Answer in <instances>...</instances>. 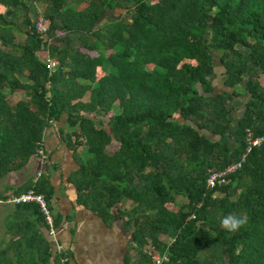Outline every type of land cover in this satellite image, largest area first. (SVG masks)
<instances>
[{"label": "trees", "instance_id": "16d2710c", "mask_svg": "<svg viewBox=\"0 0 264 264\" xmlns=\"http://www.w3.org/2000/svg\"><path fill=\"white\" fill-rule=\"evenodd\" d=\"M37 13L49 19L44 33L34 29ZM258 73L264 0H0V177L43 151L45 129L62 117L59 138L72 154L85 152L68 177L77 203L108 219L111 206L129 201L117 215L137 246L166 254L161 264H264V140L205 186L210 169L244 151L246 130L264 131ZM237 88L248 95L230 126ZM46 183L31 186L48 201ZM11 205L0 264H25L27 253L49 264L55 258L37 232L39 246L25 251V211L44 224L37 205ZM230 213L248 223L228 232L220 220Z\"/></svg>", "mask_w": 264, "mask_h": 264}, {"label": "crops", "instance_id": "0c3cea01", "mask_svg": "<svg viewBox=\"0 0 264 264\" xmlns=\"http://www.w3.org/2000/svg\"><path fill=\"white\" fill-rule=\"evenodd\" d=\"M33 5L36 11L41 8L39 4L33 3ZM71 38L75 40L74 35ZM221 70V66L216 61L213 62L210 79L213 87L217 88L215 91L223 89V86H220L221 89L217 86L221 85L220 81L219 84L215 81L220 79ZM256 79L259 84H263L264 74L258 73ZM244 80L245 78L239 83L240 87ZM237 90L238 95L232 97V109L228 113L230 126L235 124L248 95L241 88ZM62 120L63 118L60 117L51 129L49 127L43 133L42 149L45 154L43 162L40 157L30 156L20 168L10 170L0 177V193L16 192L18 189L21 191L31 186L36 171H39V175L35 181L41 177H46L48 180L44 187L46 186L48 190V185L51 189L48 205L53 217L57 219V224L54 226L53 234L47 235L44 224L39 223L34 214L25 211V251L32 250L31 247L35 244L39 246V236L35 238L37 232L47 240L51 258H55L53 261L49 260V264H146L147 260L142 255L156 251L148 243L137 246L131 240L129 229L123 225L116 213V207L127 208L130 205L129 201L123 200L111 206L109 209L111 216L108 219H102L88 207L76 202V189L68 177L69 172L77 167L79 157L72 154L59 138L57 127L62 125ZM204 133L210 138L218 137L206 131ZM223 139L232 144L230 138ZM76 151L81 152L82 147H77ZM176 199L180 201L184 200V197L177 195ZM15 215L13 205H0V248L10 238L5 227L7 221L16 217ZM30 238L32 242L29 243ZM160 238L162 241L170 239L164 234H161ZM62 256H66V259L61 262ZM25 264H38L37 257L32 256V253L25 254Z\"/></svg>", "mask_w": 264, "mask_h": 264}, {"label": "built area", "instance_id": "2783aa9c", "mask_svg": "<svg viewBox=\"0 0 264 264\" xmlns=\"http://www.w3.org/2000/svg\"><path fill=\"white\" fill-rule=\"evenodd\" d=\"M49 24V19L43 16L41 13H37L33 18V26L35 31L39 33H44L47 26ZM55 60L48 59L47 64L49 66L53 65ZM264 140V131L260 134L253 135L249 130H246L245 133V147L244 151L236 156V158L219 168L210 169L205 177V186L207 188L211 187L215 181L221 180L224 175L232 172L236 168H238L241 162L244 159V153L248 151V149L253 145H258ZM33 156H37L40 158H44L45 154L41 149L37 150V153ZM39 175V171H36L32 177V181L34 182ZM21 202H34L37 205L38 210L42 215L43 222L45 224L47 235H51L54 232L53 215L50 211L48 201L45 199L42 193L35 191L32 186L25 188L24 190L14 192H6L0 195V205L6 204H15ZM192 216V214H191ZM152 255V260L147 264H161L163 260L166 258V254L164 252L157 254L153 251L150 252ZM66 259V256L60 257V261Z\"/></svg>", "mask_w": 264, "mask_h": 264}, {"label": "clouds", "instance_id": "9594fccd", "mask_svg": "<svg viewBox=\"0 0 264 264\" xmlns=\"http://www.w3.org/2000/svg\"><path fill=\"white\" fill-rule=\"evenodd\" d=\"M43 152V151H42ZM248 223V217L237 213L225 215L220 220V226L228 232H237Z\"/></svg>", "mask_w": 264, "mask_h": 264}, {"label": "rangeland", "instance_id": "374dc122", "mask_svg": "<svg viewBox=\"0 0 264 264\" xmlns=\"http://www.w3.org/2000/svg\"><path fill=\"white\" fill-rule=\"evenodd\" d=\"M40 8V7H39ZM121 9H114L113 11L110 9V11H106V13H110L111 15L113 14V12L114 13H117V12H115V11H120ZM122 11V10H121ZM120 11V12H121ZM124 17L126 18L127 17V15H124ZM105 19V18H107V16H105V14H102V15H100L99 16V19H97L96 21H100L101 19ZM17 38L19 39V40H21L22 38H23V34H19L18 36H17ZM215 61H217L216 59H215ZM217 64L219 65V63L217 62ZM215 81H217V84H219V79H216ZM215 84V83H214ZM218 87H219V89H221L220 88V86L221 85H217ZM217 88H215V86H214V91L216 90ZM10 97L11 98H14V94H12V95H10ZM112 110L113 111H115L116 109L115 108H112ZM105 119V117H102V120H104ZM224 138H227V136L226 135H224ZM116 146V142H110L106 147H109V148H113V147H115ZM79 147V146H78ZM82 146H80V148H81ZM78 153L76 154V156H77V158H78V156H79V158L81 157V159H82V157H83V154H85V152L84 151H82V152H80V151H77ZM42 160H41V162H43L44 161V159L45 158H41ZM180 199H182V198H180Z\"/></svg>", "mask_w": 264, "mask_h": 264}]
</instances>
